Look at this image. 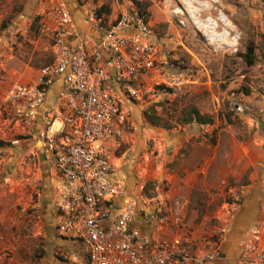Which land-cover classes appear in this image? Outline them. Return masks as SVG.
Segmentation results:
<instances>
[{
    "label": "rangeland",
    "instance_id": "1",
    "mask_svg": "<svg viewBox=\"0 0 264 264\" xmlns=\"http://www.w3.org/2000/svg\"><path fill=\"white\" fill-rule=\"evenodd\" d=\"M61 1L74 18L96 30L122 16H143L158 41L153 70L138 82L135 95H122L124 136L109 151L114 170L116 158L122 159L119 168L124 167L127 191L136 203L150 207L157 220L168 213L169 205L180 207L176 202L183 201L181 210L186 215L178 223L196 209L194 222L206 214L214 226L218 222L213 217L215 207L230 216L226 204L239 202L246 195L245 185L254 183L264 195V0H220L240 32L235 54L211 51L191 27L177 26L160 0ZM40 5L41 0H0V98L12 83L23 82L28 72L49 61L48 42L38 33ZM247 47L253 50L251 65L240 56ZM192 107L212 122L185 123ZM30 124L17 144L0 145V225L6 224L13 237L17 227L21 233L29 228L26 216L35 209L34 195L24 204L25 189L20 185L28 187L27 168L41 162L42 151L26 141L33 135ZM209 145L212 151L204 149ZM243 162L255 166L238 180L226 177V171ZM188 166L206 168L205 180L187 192L189 198H172L174 174ZM162 205L166 210H158ZM221 234L210 233L209 239L218 246ZM33 239L34 245L27 250L30 261L45 249L42 234ZM56 248L53 254L60 259L63 256Z\"/></svg>",
    "mask_w": 264,
    "mask_h": 264
},
{
    "label": "built area",
    "instance_id": "2",
    "mask_svg": "<svg viewBox=\"0 0 264 264\" xmlns=\"http://www.w3.org/2000/svg\"><path fill=\"white\" fill-rule=\"evenodd\" d=\"M160 1L177 26L191 27L211 51L237 53L240 32L220 0ZM37 17L38 33L48 42L51 60L30 82H14L2 93L0 141L18 143L48 87L61 79L65 113L56 126L54 118L47 120L35 136L53 157L58 178L54 187L57 231L78 246L83 259L76 264L214 261L218 256L215 249L196 254L180 236L152 240L134 227L136 201L128 193L124 177L113 176L109 151L124 136L126 121L122 95H135L138 82L153 70L157 60L158 41L148 22L137 14L122 16L99 28L98 40L93 41L80 32L61 0H41ZM179 202L182 207L183 201L176 204ZM237 203L226 204L230 212ZM240 257L248 264H264V242L258 231L242 243ZM0 264L30 263L3 246Z\"/></svg>",
    "mask_w": 264,
    "mask_h": 264
},
{
    "label": "crops",
    "instance_id": "3",
    "mask_svg": "<svg viewBox=\"0 0 264 264\" xmlns=\"http://www.w3.org/2000/svg\"><path fill=\"white\" fill-rule=\"evenodd\" d=\"M72 17L74 18L73 15ZM74 20L82 34L91 36L93 41L98 40L99 32L96 30L97 28L92 27L85 20L76 18H74ZM101 54L103 55V53ZM50 60L51 52L48 63ZM36 72L37 70L28 72V75L23 78V82H30ZM65 100L66 94L63 84L61 79H58L48 87L42 105L35 109L34 119L30 121V128L33 130V135L26 141H32L36 148L42 151V153L39 154V159L41 161L39 165L34 168H27L30 175L27 178L29 182L28 187H24V184L20 183L23 189H25L24 204L27 203L26 200H30L29 198L31 195H34V200L31 203L35 209L26 216L27 221L30 222L29 228L21 233L17 231V229L20 230L21 227H17L15 229L17 237H13V232L7 229L6 224L0 225V248L3 246L10 247L14 257L28 261L30 264H76L83 259V255L78 246L74 242L61 237L57 231L59 215L54 208V187L58 182V178L54 170L51 152L44 147L43 142L35 136L36 130L44 126L47 120L54 118L53 126L58 124L59 119L65 113ZM204 149L212 151L210 145L205 146ZM210 158L211 156H209V159ZM203 159L206 162L207 156L204 155ZM122 162L121 158H116V169L113 176L123 177V173H125L124 167L122 166L119 168ZM131 162L132 160L130 164ZM124 163H126V161H124ZM250 166H255V164L243 162L240 166L236 167L235 170L226 171V177H233L238 180L245 174ZM201 173L203 176L200 178ZM206 173V168H196L195 166H188L181 169L179 174H174L173 183L170 188V190L172 189L170 191L171 197L189 198L187 192L194 187L201 186L202 182L205 180ZM182 174L183 176L180 178ZM244 190L246 195L239 200L235 210L230 216L225 215V213H228L227 211L223 214L222 208L215 207L213 217L217 218L218 222L214 226L209 225L206 214L201 215L200 220L194 222L193 216L197 215L196 209L189 210L186 221H180L178 223L180 220L179 217L181 216L183 220L186 213H182L181 207H171L170 205L167 208L168 213L163 218L156 220L155 216L149 213L151 211L150 207L138 201L132 215V225L152 240L170 239L174 236H180L187 241L191 251L196 254L205 250L215 249L218 252L217 258L211 263L205 264H248L240 257L242 243L251 239L254 231H258L262 239L264 225V195L254 183L245 185ZM120 202L121 201L118 200L116 206H118ZM161 208L166 210L163 205L158 208V210ZM114 211L115 209L111 210L110 217L113 216ZM215 231L223 232V234H221V243L218 246L209 239V234ZM41 234L45 238V244L43 245L45 249L43 254L30 261L31 258L27 257V254L30 253L27 252V250L34 245L33 238ZM55 246L57 247L56 251H59L63 259L54 256L53 250Z\"/></svg>",
    "mask_w": 264,
    "mask_h": 264
},
{
    "label": "trees",
    "instance_id": "4",
    "mask_svg": "<svg viewBox=\"0 0 264 264\" xmlns=\"http://www.w3.org/2000/svg\"><path fill=\"white\" fill-rule=\"evenodd\" d=\"M240 56H242L244 62L247 65H251L253 63V50L252 47H247L246 50L244 51V53L240 54ZM263 56H264V52H263ZM185 123H197V124H209L211 123V118L206 117L202 114H200L195 108H191L188 113L187 116L184 119ZM2 144V142L0 141V145Z\"/></svg>",
    "mask_w": 264,
    "mask_h": 264
}]
</instances>
